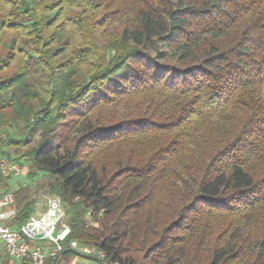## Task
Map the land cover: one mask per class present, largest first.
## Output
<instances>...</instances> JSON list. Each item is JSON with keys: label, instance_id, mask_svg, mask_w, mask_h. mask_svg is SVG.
Returning a JSON list of instances; mask_svg holds the SVG:
<instances>
[{"label": "trees", "instance_id": "trees-1", "mask_svg": "<svg viewBox=\"0 0 264 264\" xmlns=\"http://www.w3.org/2000/svg\"><path fill=\"white\" fill-rule=\"evenodd\" d=\"M6 128L108 264H264V0H0Z\"/></svg>", "mask_w": 264, "mask_h": 264}, {"label": "built area", "instance_id": "built-area-1", "mask_svg": "<svg viewBox=\"0 0 264 264\" xmlns=\"http://www.w3.org/2000/svg\"><path fill=\"white\" fill-rule=\"evenodd\" d=\"M7 145L8 137L0 131V147ZM0 176L4 179L21 178L23 167L19 162L0 154ZM27 183L28 179L24 177V184ZM44 200L43 210L38 215L30 217L19 228H13L14 195L12 192L0 193V243L6 257L16 261L27 260L30 264H45L46 261L56 264L63 252L73 250L82 256L94 257L108 264L106 255L96 247L68 241L70 231L59 198L48 196Z\"/></svg>", "mask_w": 264, "mask_h": 264}, {"label": "rangeland", "instance_id": "rangeland-1", "mask_svg": "<svg viewBox=\"0 0 264 264\" xmlns=\"http://www.w3.org/2000/svg\"><path fill=\"white\" fill-rule=\"evenodd\" d=\"M3 132L6 134L7 137H15V135H16V131L13 128H6ZM37 140H38V138L35 137L34 141H37ZM22 150L25 151L26 148H23ZM19 163L23 167V176L27 177L26 174L28 172V164L23 163V162H19ZM23 176L21 178H18L17 180L22 181L23 185H26V184H24V177ZM38 181H39L38 179L33 180L34 183H36ZM12 182L13 181H11V183ZM27 184H29V182ZM29 185L32 186L31 183ZM31 189H32V193H33V195H32L33 200L37 203V205H41L40 206V207H42L41 210H43V205L45 203L44 198L48 197V196H52V195H47L40 190H35V189H33V186L31 187ZM92 226L96 227V225H94V224H92ZM0 264H21V262L8 259L5 255L4 249L0 243ZM59 264H101V263L94 262L91 260H85V259L77 257V256H72V257H66L63 260H60Z\"/></svg>", "mask_w": 264, "mask_h": 264}, {"label": "crops", "instance_id": "crops-1", "mask_svg": "<svg viewBox=\"0 0 264 264\" xmlns=\"http://www.w3.org/2000/svg\"><path fill=\"white\" fill-rule=\"evenodd\" d=\"M0 149L2 150L3 147H0ZM11 181H13V182L11 183ZM8 184H9V192H12V193L14 191H16L18 189V187L24 186L23 182L22 181H18L17 179H10ZM40 206L41 205H37V203H36V213H35V215H38L42 211L41 210L42 207H40ZM72 256H74V255L67 256V257H72ZM64 258H66V257H64ZM64 258H62L61 260H63ZM85 260H87V259H85Z\"/></svg>", "mask_w": 264, "mask_h": 264}, {"label": "water", "instance_id": "water-1", "mask_svg": "<svg viewBox=\"0 0 264 264\" xmlns=\"http://www.w3.org/2000/svg\"><path fill=\"white\" fill-rule=\"evenodd\" d=\"M65 253H69V254H72L74 256L83 258V259H87V260H91V261H94V262H98V263L104 264L103 262H101L100 260H98V259H96L94 257L82 256V255L78 254L77 252H75L73 250H66L65 252L62 253V255L65 254Z\"/></svg>", "mask_w": 264, "mask_h": 264}]
</instances>
